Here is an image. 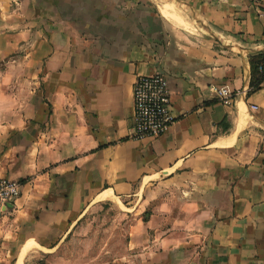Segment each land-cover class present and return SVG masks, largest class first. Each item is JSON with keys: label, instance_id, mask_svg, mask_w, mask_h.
Segmentation results:
<instances>
[{"label": "crops", "instance_id": "0c3cea01", "mask_svg": "<svg viewBox=\"0 0 264 264\" xmlns=\"http://www.w3.org/2000/svg\"><path fill=\"white\" fill-rule=\"evenodd\" d=\"M257 51L264 0H0V178L21 184L0 264L118 201L136 212L128 264H264V82L243 93ZM154 73L173 122L131 139L133 82Z\"/></svg>", "mask_w": 264, "mask_h": 264}, {"label": "rangeland", "instance_id": "374dc122", "mask_svg": "<svg viewBox=\"0 0 264 264\" xmlns=\"http://www.w3.org/2000/svg\"><path fill=\"white\" fill-rule=\"evenodd\" d=\"M136 198L132 197L128 206L137 205ZM153 204L143 210L144 218ZM124 208L119 201L90 208L53 252L35 250L25 257L24 264H128L123 256L129 254L127 231L135 222L136 212Z\"/></svg>", "mask_w": 264, "mask_h": 264}, {"label": "built area", "instance_id": "2783aa9c", "mask_svg": "<svg viewBox=\"0 0 264 264\" xmlns=\"http://www.w3.org/2000/svg\"><path fill=\"white\" fill-rule=\"evenodd\" d=\"M264 70V68H263ZM218 99L229 104L241 94L228 87L211 86ZM250 87L244 90L246 94ZM167 78L160 74L140 75L132 85L133 121L128 137L131 139L154 138L164 134L172 124L170 95ZM21 193V184L16 180L0 178V207L13 203Z\"/></svg>", "mask_w": 264, "mask_h": 264}, {"label": "trees", "instance_id": "16d2710c", "mask_svg": "<svg viewBox=\"0 0 264 264\" xmlns=\"http://www.w3.org/2000/svg\"><path fill=\"white\" fill-rule=\"evenodd\" d=\"M250 63V92L256 90L264 82V51L254 52L249 56Z\"/></svg>", "mask_w": 264, "mask_h": 264}, {"label": "bare ground", "instance_id": "6f19581e", "mask_svg": "<svg viewBox=\"0 0 264 264\" xmlns=\"http://www.w3.org/2000/svg\"><path fill=\"white\" fill-rule=\"evenodd\" d=\"M176 13V12H175ZM176 15H180V13H176ZM184 24L185 25H187V26H189V27H191L192 28V26H191V23H190V21H189V19L185 16V18H184ZM194 29V28H193ZM109 195L108 194H102L100 197H99V199L100 200H104V199H106L107 197H108ZM113 198V197H112ZM113 201V200H112ZM123 206V205H122ZM121 207V206H120ZM125 209V208H124ZM31 248H34V247H26L25 249H23L22 250V252H21V254H20V257H19V261H18V264L20 263V261H21V259L23 258V256L26 254V253H28V251H30V249Z\"/></svg>", "mask_w": 264, "mask_h": 264}, {"label": "water", "instance_id": "95a60500", "mask_svg": "<svg viewBox=\"0 0 264 264\" xmlns=\"http://www.w3.org/2000/svg\"><path fill=\"white\" fill-rule=\"evenodd\" d=\"M168 1H174V0H168Z\"/></svg>", "mask_w": 264, "mask_h": 264}]
</instances>
